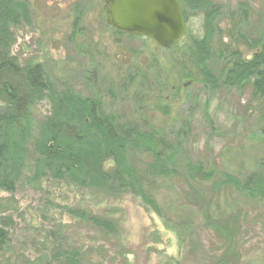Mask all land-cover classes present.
<instances>
[{
	"label": "rangeland",
	"instance_id": "374dc122",
	"mask_svg": "<svg viewBox=\"0 0 264 264\" xmlns=\"http://www.w3.org/2000/svg\"><path fill=\"white\" fill-rule=\"evenodd\" d=\"M26 1L30 24L12 28L11 54L21 67L41 64L57 86L70 85L121 120L182 140V152L178 178L147 186L160 207L157 215L133 194L49 177L29 181V148L15 190H0V226L8 232L0 264H57L51 257L56 245L77 249L81 264H264V199L190 180L184 171L190 160L210 166L217 177L264 172V104L250 87H204L176 48L107 26L105 0ZM210 1L220 6L214 45L250 57L253 50L237 41L236 32L249 40L264 35V0ZM239 2L248 7L241 25L229 13ZM202 23L201 13L186 10L187 34L200 36ZM210 67L218 74L223 62L212 59ZM48 110L47 100L33 107L32 135ZM103 166L110 169L112 161ZM67 208L108 220L113 231Z\"/></svg>",
	"mask_w": 264,
	"mask_h": 264
},
{
	"label": "trees",
	"instance_id": "16d2710c",
	"mask_svg": "<svg viewBox=\"0 0 264 264\" xmlns=\"http://www.w3.org/2000/svg\"><path fill=\"white\" fill-rule=\"evenodd\" d=\"M182 5L184 18L188 9L201 13L203 23L200 36L185 33L173 46L181 61L204 87H250L264 104V35L249 40L236 32L237 41L253 50L250 57L231 45L215 46L220 6L210 0H184ZM229 13L230 19L241 25L248 7L239 2ZM30 21L26 0H0V190H15L30 148L34 156L29 181L49 177L78 187L133 194L159 215L160 207L147 186L179 177L182 140L162 137L132 120H121L116 113L106 112L96 98L70 85L57 86L46 78L41 64L21 67L11 54L15 42L12 28ZM212 59L223 62L218 74L210 67ZM42 100H47L49 110L32 135L33 107ZM133 103L138 105L136 100ZM259 131L264 137V126ZM141 156L146 160L139 161ZM107 160L112 161L108 170L103 166ZM184 168L190 180L210 183L213 188L231 187L244 197L264 199L263 171L242 177L222 172L217 177L210 166L190 160L185 161ZM67 211L104 231H113L108 220L90 216L82 209ZM3 226L0 250L8 244ZM51 257L57 264H81L79 251L73 247L56 245Z\"/></svg>",
	"mask_w": 264,
	"mask_h": 264
},
{
	"label": "water",
	"instance_id": "95a60500",
	"mask_svg": "<svg viewBox=\"0 0 264 264\" xmlns=\"http://www.w3.org/2000/svg\"><path fill=\"white\" fill-rule=\"evenodd\" d=\"M105 24L130 36H144L167 49L184 36L177 0H105Z\"/></svg>",
	"mask_w": 264,
	"mask_h": 264
},
{
	"label": "flooded vegetation",
	"instance_id": "af4514ba",
	"mask_svg": "<svg viewBox=\"0 0 264 264\" xmlns=\"http://www.w3.org/2000/svg\"><path fill=\"white\" fill-rule=\"evenodd\" d=\"M179 2H181L182 0H178Z\"/></svg>",
	"mask_w": 264,
	"mask_h": 264
}]
</instances>
